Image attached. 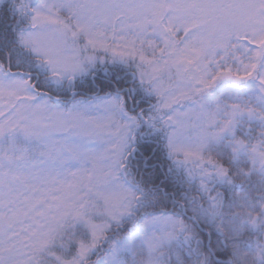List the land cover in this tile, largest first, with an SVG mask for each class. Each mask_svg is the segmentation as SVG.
<instances>
[{
    "label": "snow or ice",
    "instance_id": "6c2138e0",
    "mask_svg": "<svg viewBox=\"0 0 264 264\" xmlns=\"http://www.w3.org/2000/svg\"><path fill=\"white\" fill-rule=\"evenodd\" d=\"M0 264H264V0H0Z\"/></svg>",
    "mask_w": 264,
    "mask_h": 264
}]
</instances>
